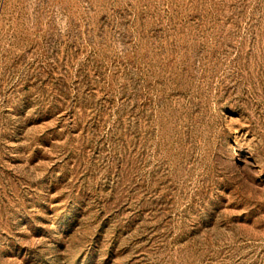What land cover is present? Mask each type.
<instances>
[{
  "label": "rangeland",
  "instance_id": "374dc122",
  "mask_svg": "<svg viewBox=\"0 0 264 264\" xmlns=\"http://www.w3.org/2000/svg\"><path fill=\"white\" fill-rule=\"evenodd\" d=\"M0 264H264V0H0Z\"/></svg>",
  "mask_w": 264,
  "mask_h": 264
}]
</instances>
